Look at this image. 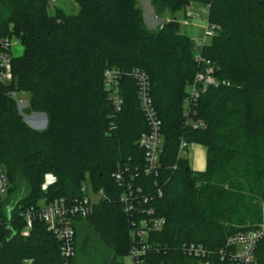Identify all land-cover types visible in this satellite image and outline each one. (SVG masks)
Returning <instances> with one entry per match:
<instances>
[{
  "label": "trees",
  "instance_id": "trees-1",
  "mask_svg": "<svg viewBox=\"0 0 264 264\" xmlns=\"http://www.w3.org/2000/svg\"><path fill=\"white\" fill-rule=\"evenodd\" d=\"M75 1L79 13L52 15L49 0H0V36H15L23 46L13 59V81L0 84V163L9 180L0 200V264H64L60 243L42 220L22 235L20 212L40 198L84 195L87 178L106 197L76 220V254L67 264H77L97 243L109 250L106 264L123 263L137 214L120 201L122 189L112 177L120 166L138 168L133 186L165 218L148 234L144 264H226L219 250L228 236L264 223V0H195L211 4L209 19L220 26L203 50L220 84L195 105L192 118L203 122L197 128L185 125L186 87L198 64L180 23L149 28L138 0ZM151 1L156 14L175 18L190 0ZM108 67L141 68L149 76L164 137L157 173L143 171L138 140L148 125L136 82L123 77L124 102L116 113L104 85ZM13 90L28 94L27 112L46 114L45 128L24 120ZM182 140L205 146L204 171L179 156ZM191 244L207 254H189ZM257 264H264V240Z\"/></svg>",
  "mask_w": 264,
  "mask_h": 264
},
{
  "label": "built area",
  "instance_id": "built-area-1",
  "mask_svg": "<svg viewBox=\"0 0 264 264\" xmlns=\"http://www.w3.org/2000/svg\"><path fill=\"white\" fill-rule=\"evenodd\" d=\"M55 1V0H51ZM50 2V0H49ZM210 3H203L190 0L183 8L182 15L173 18L168 15L159 19L155 13L157 24L154 28H162L166 23L176 20L183 27H190L194 33L199 35L189 36L194 50V59L198 64V70L193 80L188 84L190 90L184 98L183 109L185 125H193L195 128L202 126L201 120H194L192 114L200 96L210 86H218L219 80L215 77V67L213 62L204 53V48L210 40L220 30V26L209 19ZM204 15L205 25L197 26V21ZM15 39V41H14ZM20 42L15 36H0V84H9L14 79L13 59L16 56L12 52L14 44ZM21 43V42H20ZM130 76L137 85V95L141 110L148 130L143 132L138 140L139 145L145 150L146 166L143 171L146 175L157 173L160 167V156L163 146L162 121L155 109L151 95L150 80L147 72L141 68H134L129 72H122L115 67H108L104 71V85L108 100L112 103L115 112L122 109L123 98L121 95V82L124 76ZM19 93L24 91L13 90L10 95L16 100L18 110L24 120L35 129H43L47 125V116L41 112H27L29 97L19 98ZM28 113V114H26ZM26 117V118H25ZM114 127V124H111ZM111 127V128H112ZM190 146V145H189ZM189 146L182 140L179 149V156H188ZM131 172L128 166H120L113 172L112 177L121 187L120 201L127 212L136 213L137 217L131 220L130 236L132 245L129 255L132 264H144L143 258L150 250L147 237L150 231L160 230L165 223V218L155 215V210L148 207L149 196L143 193L140 186L134 187L132 181L138 175ZM9 180L7 172L0 163V200L7 193ZM86 183L82 186L84 195L80 197H59L50 201H45L44 205H30L24 208L20 215L24 219L23 236H29L37 219L42 220L47 229L53 233L60 243L61 255L65 258L64 264L76 254V230L75 222L79 218L87 217L93 210L94 202L106 195L101 190L94 192L97 199H92L87 193ZM158 196L162 195L161 188H157ZM144 205V206H143ZM264 240V223L259 227L250 230L238 231L228 236L225 246L219 250V255L226 264H257L258 245ZM189 254L203 257L207 254L202 245L191 244L187 246ZM202 264H210L208 261Z\"/></svg>",
  "mask_w": 264,
  "mask_h": 264
},
{
  "label": "rangeland",
  "instance_id": "rangeland-1",
  "mask_svg": "<svg viewBox=\"0 0 264 264\" xmlns=\"http://www.w3.org/2000/svg\"><path fill=\"white\" fill-rule=\"evenodd\" d=\"M138 5L141 7L142 12H143V16H144V20H145V14L147 19L145 20L146 25L149 28L155 29L154 27L156 26L157 22L151 19V13L155 10V6L153 5V2L151 0H138ZM186 6V5H185ZM184 6V7H185ZM183 7V8H184ZM48 10L49 13L52 15L57 14L58 12H62L65 14H77L80 11V6L78 5V3L75 0H55V1H51L49 2V6H48ZM153 10V11H152ZM182 11H176L177 16H181L182 15ZM145 13V14H144ZM168 14H161L159 15V19H162L164 17H166ZM149 17V18H148ZM201 20L197 21V26L196 27H201L205 25V17L204 15H202L200 17ZM155 25V26H154ZM158 28V27H157ZM183 32L185 34H187L188 36H196L199 35L198 33H194V31L190 28V27H183ZM15 41V39H14ZM12 52L18 56L20 54H22L23 52V46L20 42H17L16 44H14V47L12 48ZM190 90L189 85H187L186 87V91ZM29 96L27 93H19V98H24L27 99ZM28 114V113H26ZM26 118V117H25ZM51 180V177H48V182ZM86 185L88 188L87 193L91 196L92 199H97V195L94 194V191L92 189V184L89 180V178H87L86 180ZM6 194L2 197L5 198ZM45 199L40 198L38 200V204L40 206L44 205ZM98 243H97V249H92L90 251V254H87L85 256H80L77 259V264H106L107 263V259H108V254H109V250L106 247H98ZM120 258H118L119 260ZM123 263L121 264H132V259L130 257V255L126 254L123 257Z\"/></svg>",
  "mask_w": 264,
  "mask_h": 264
},
{
  "label": "crops",
  "instance_id": "crops-1",
  "mask_svg": "<svg viewBox=\"0 0 264 264\" xmlns=\"http://www.w3.org/2000/svg\"><path fill=\"white\" fill-rule=\"evenodd\" d=\"M155 13H156L155 10L151 13V19L152 20L155 19ZM146 19H147V17L145 14V20ZM154 21H156V20H154ZM188 158L190 160V166L194 171H204L206 169V166H207V150H206L205 146L198 144V143L191 144L189 146Z\"/></svg>",
  "mask_w": 264,
  "mask_h": 264
}]
</instances>
